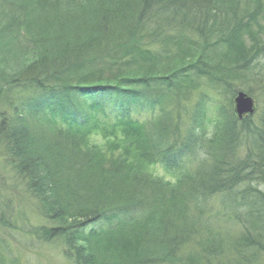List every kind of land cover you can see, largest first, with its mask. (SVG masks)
Masks as SVG:
<instances>
[{"label": "trees", "instance_id": "trees-1", "mask_svg": "<svg viewBox=\"0 0 264 264\" xmlns=\"http://www.w3.org/2000/svg\"><path fill=\"white\" fill-rule=\"evenodd\" d=\"M5 1L17 12L5 30L22 25L33 45L36 24L74 10L93 17L91 30L35 45L7 76L39 96L28 113L0 117V141L53 224L40 240L61 239L75 264H103L83 244L113 240L132 264H150L133 255L150 232L168 264L264 257V106L238 120L231 88L264 82V65H254L264 59V0H253L254 16L231 13L236 25L220 37L208 29L238 0ZM224 224L237 229L227 241Z\"/></svg>", "mask_w": 264, "mask_h": 264}, {"label": "rangeland", "instance_id": "rangeland-1", "mask_svg": "<svg viewBox=\"0 0 264 264\" xmlns=\"http://www.w3.org/2000/svg\"><path fill=\"white\" fill-rule=\"evenodd\" d=\"M253 2V0H238L239 8L232 12H229V10L232 9L234 2L230 3L228 7H223L220 18L208 30L215 37H220L231 31L236 25V19L233 18L231 13H235L236 16L242 15L241 18L247 13L250 14L248 17L254 16L255 14H252ZM14 9L15 7L12 4L7 3L5 0H0V117L2 119L10 118L15 109H24L28 113L26 110L28 109V103H34L39 99V96L37 95L36 97L34 94V90L28 87L7 85L8 74H11L13 69L15 71L19 70L20 65L17 64L24 62L21 65H25L30 62L31 51L35 45L40 44L41 46L47 44L46 47L51 48L53 43L59 42L55 38L58 33L77 36L78 33L84 30H91L89 22L93 21V17H90L88 14L84 15L76 10L69 11L62 17L55 16L50 21H45L32 27L33 31H37L34 33L36 38L38 37V40L34 41L33 45L22 25L14 26L11 28L14 29L11 32L5 30L10 25L13 16L17 14ZM257 13L261 14L259 19L262 22V27H264V3L258 8ZM8 30H10V26ZM209 39L211 41L213 37H209ZM28 54L30 55L28 56ZM263 61V58H257L254 61V65L259 66L260 63L264 65ZM254 65L251 66L253 76H255L258 68H260V66L257 68ZM255 78L258 77L255 76ZM240 86L243 88H239ZM231 88L235 92L248 91L247 94L250 95L256 106L255 114H258L259 110L264 106V82L247 81L242 84L237 81L232 83ZM207 95L213 103L223 104L225 102V96H219L215 92L209 91ZM193 101L195 102L196 99L192 100V103ZM140 115L144 119L147 118L146 113H141ZM43 132L47 134L46 131ZM95 134L96 141H98L100 139V136L97 135L99 132ZM34 143L40 145L38 142ZM152 171L155 176L164 181L174 182L175 180L174 172H168L159 166H156ZM58 197L60 200L63 198L60 194H57L56 199ZM212 205L217 207V199L212 201ZM44 212L45 210L41 206V202L28 191V184L23 178L17 176L14 165L6 153L5 145L0 141V264H75L72 258L65 256L66 250L61 239L56 237V239L49 242L39 239L37 235L38 231L43 232L53 228V224L43 217ZM139 228H135L134 232L139 237H142V234L139 232L143 227ZM220 230L226 241L231 235L235 236L237 233L236 227L232 225L224 224ZM150 234L151 241L148 240L150 243L146 244L147 241L140 240L141 247L137 251L134 250L133 255L142 257L145 261L155 259L154 261L156 262L152 261L150 264H168L169 260L165 258V251L163 249L158 250V247L156 248L155 239L157 236L153 232H150ZM143 238L147 240L146 237ZM121 239L115 240L120 242ZM114 244H116L114 240L112 243L107 244L106 242L96 241L95 243L92 241L90 242V247L85 243L83 244L82 254L91 253L92 249L94 256L101 258L103 264H132L129 261L132 251L130 253L126 252L122 247L121 250H115ZM234 257L232 254H228V259L222 260L221 264L232 262ZM96 264H99V262L96 261ZM210 264H216V262L212 261ZM253 264H264V257L258 258Z\"/></svg>", "mask_w": 264, "mask_h": 264}, {"label": "water", "instance_id": "water-1", "mask_svg": "<svg viewBox=\"0 0 264 264\" xmlns=\"http://www.w3.org/2000/svg\"><path fill=\"white\" fill-rule=\"evenodd\" d=\"M233 111L239 120L245 116H251L255 112L254 101L247 94L239 91L233 99Z\"/></svg>", "mask_w": 264, "mask_h": 264}]
</instances>
